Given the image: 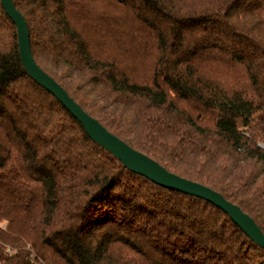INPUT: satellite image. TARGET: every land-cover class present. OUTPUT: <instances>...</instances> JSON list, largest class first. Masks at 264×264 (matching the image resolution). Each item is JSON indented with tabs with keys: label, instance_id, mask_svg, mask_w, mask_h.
<instances>
[{
	"label": "trees",
	"instance_id": "1",
	"mask_svg": "<svg viewBox=\"0 0 264 264\" xmlns=\"http://www.w3.org/2000/svg\"><path fill=\"white\" fill-rule=\"evenodd\" d=\"M91 118L264 233V0H14ZM0 264H264L221 210L96 147L23 71L0 5Z\"/></svg>",
	"mask_w": 264,
	"mask_h": 264
},
{
	"label": "water",
	"instance_id": "2",
	"mask_svg": "<svg viewBox=\"0 0 264 264\" xmlns=\"http://www.w3.org/2000/svg\"><path fill=\"white\" fill-rule=\"evenodd\" d=\"M1 8L16 28L20 64L24 73L39 87L51 94L58 103L82 126L91 142L122 164L129 172L141 176L167 190L206 201L224 212L244 235L264 250V233L254 221L219 193L197 183L169 173L155 161L131 149L110 134L96 120L87 115L66 92L34 62L27 24L16 10L14 0H0Z\"/></svg>",
	"mask_w": 264,
	"mask_h": 264
}]
</instances>
